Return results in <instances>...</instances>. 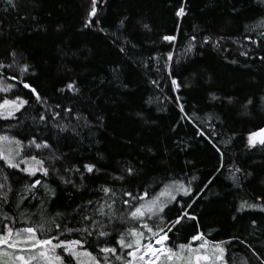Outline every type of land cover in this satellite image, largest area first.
I'll return each instance as SVG.
<instances>
[{"label": "trees", "instance_id": "1", "mask_svg": "<svg viewBox=\"0 0 264 264\" xmlns=\"http://www.w3.org/2000/svg\"><path fill=\"white\" fill-rule=\"evenodd\" d=\"M16 3L11 8L0 0V62L11 63L10 53L15 51L35 72L23 77L24 82L47 97L50 105L61 102L74 112H83L91 126L80 128L76 136L57 135L55 128L41 129L33 118L42 110L30 89L23 88L19 79H9L19 77V72L1 69L2 77L15 87L0 93V101L22 96L31 107L25 105L12 119L0 118V134L20 139L24 154L38 158L47 157V150L28 148V140L34 135L37 142L47 139L59 149L57 155L63 153V166L56 164L61 173L65 167H79L83 172L85 164H95L100 171L84 172L83 187L77 191L60 183L51 169L47 177L41 173L30 177L0 161V182L6 175L13 187L9 204L0 208V220L7 214L15 217L16 227L27 226L20 211L37 212L39 201L23 189L35 179L56 191L44 205L46 211L72 216L82 206L92 211L104 204L108 198L98 191L101 186L114 187L118 197L121 188L135 193L151 187L158 193L172 178L187 184L196 176L192 193L177 197L185 206L195 200L187 211L196 219H185L169 232L167 246L178 250L180 244H199L191 237L202 232L209 241L222 242L227 264H264V211L239 210L243 201L264 204V146L248 143L251 133L264 129V101L260 99L264 97V61L259 59L264 56V42L259 46L251 42L262 39L264 0H100L89 28L84 23L91 0ZM182 4L187 15L180 18L176 11ZM125 17L122 33L130 41L125 46L127 54L119 51L120 40L112 43L111 35H121L117 29ZM145 23L150 31L142 27ZM165 35H175L176 40L165 41ZM192 35L197 37V47L185 53ZM203 36H223L225 41L220 50L201 47ZM243 51L248 56L241 55ZM168 53H172L171 61L166 60ZM73 80L82 98L58 91ZM213 95L218 99H212ZM249 98L253 102L245 108ZM98 116L103 117L102 123L97 122ZM213 128L216 135L209 139ZM199 130L205 135H198ZM129 162L138 169L136 174L123 181L112 179ZM236 167L241 169L235 173L238 182L229 178ZM73 179L80 184L79 175ZM35 191L43 195L40 186ZM21 194L29 198L17 211L11 203ZM89 200L94 205H87ZM116 208L126 211L119 199ZM182 211L172 203L165 209V219H175ZM85 248L96 254L88 244Z\"/></svg>", "mask_w": 264, "mask_h": 264}, {"label": "snow or ice", "instance_id": "2", "mask_svg": "<svg viewBox=\"0 0 264 264\" xmlns=\"http://www.w3.org/2000/svg\"><path fill=\"white\" fill-rule=\"evenodd\" d=\"M100 0H91V10L88 14V19L84 23L85 28L93 26L92 18L97 16V4ZM7 5L11 8H16V0H6ZM187 15L183 4L177 9L176 16L184 17ZM127 19H121L118 25V31L121 32L117 36L115 32L111 33L114 37L112 43L115 45L117 40H120L118 45L121 53H126L125 46L130 43L126 36H123L124 22ZM97 21V25H98ZM142 27L146 30H151L148 24H143ZM105 32L104 29H99ZM108 35L109 33H105ZM261 41L253 40V44L259 46L264 42V32L260 33ZM231 39V38H229ZM163 40L173 42L176 40L175 35H165ZM196 35H192L189 39V44L185 49V53H191L196 47ZM225 37L203 36L200 41V46L208 45L216 50L222 48ZM135 48V45H132ZM243 47V45H242ZM248 51L241 52V55L248 56ZM12 61L9 64L0 62V69H13L19 72V77L13 75L9 79H19L23 88L30 89L34 96V103L40 107L42 111L37 113L34 120H38V126L41 129L55 128L57 135L60 133H68L70 135H79V130L82 127H90V121L83 112H74L73 107L62 105L61 102L49 104L47 97H42L37 92L36 88L24 82L23 77L33 76L35 72L31 70V66L27 61L17 56L15 51L10 53ZM150 59L158 60L159 57ZM173 59L172 53H168L166 60ZM259 59L264 61V56ZM235 63V61H232ZM146 66V65H145ZM116 70L113 69V73ZM3 73H0L2 76ZM171 75V72H169ZM118 79V77H114ZM100 83H103L101 80ZM152 84L159 87L156 80L151 81ZM172 84L178 89L179 84L175 79ZM127 87V85H122ZM15 87L9 84L4 79H0V93H9ZM60 93H70L72 97H81V88L75 80L69 82L64 88L58 90ZM179 100V97H176ZM212 99H218L215 95ZM264 101V97L260 98ZM229 98V103H231ZM252 99L249 98L244 105L247 108L252 104ZM29 105V100L22 96H16L13 99L3 98L0 101V118L12 119L15 114L21 109ZM31 107V105H29ZM180 111L183 112V105H179ZM51 109V111H49ZM139 115V114H138ZM187 116V113H185ZM67 118V119H66ZM66 122L61 124L60 120ZM211 119V117H209ZM98 123H102L103 117H96ZM49 121H52L50 124ZM76 121V123H72ZM198 135H205L203 130L198 131ZM213 128L208 134L211 139L215 136ZM250 147H256L257 144L264 146V129L258 132L251 133L248 140ZM14 145V147H13ZM28 148L37 150H47V157L38 158L36 155H26L25 145L20 139L10 137L9 135L0 134V161H3L8 168L19 170L30 177H36L38 173L43 176L51 174L59 179L64 185H71L77 191L81 190L84 182V172L93 173L100 170L95 164L83 165V172L79 167H65L64 172L56 167L59 162L63 166L61 157L63 153L57 155L58 148H54L47 139L37 142V137L34 135L28 140ZM219 152V148H217ZM221 158L223 153L220 152ZM46 160L48 165L46 166ZM21 165H24L23 167ZM137 168L129 164L123 166V173L119 176H112V179L123 181L126 177L136 174ZM241 172L239 167L229 176L234 182H238V177L235 173ZM73 175H79L80 184L78 185L73 179ZM8 177L3 176V181L0 182V208L9 204V193L13 192L12 185L7 183ZM197 180L196 176H192L187 184L184 180L172 178L167 183H164L163 188L159 192H155L151 187H143L142 190H127L121 188L119 197L117 190L114 187L101 186L98 191L107 197L104 204L98 208H93L89 211L87 206H82L77 209L72 216L57 212L55 215L48 213L44 205L49 198L55 197L56 191L47 183L42 184L40 179H35L30 184L24 186L23 192L31 196V199L39 201V209L35 213H26L20 211L21 217H26L25 223L27 226L16 227L17 221L15 217L7 214L3 215V220H0V264H227L225 261L226 249L222 246V242H213L205 238L204 234L197 233L191 237L192 242L200 241L198 247H193L191 243L180 244L179 250H174V247H168L166 242L169 239L168 233L171 232L177 225L185 219L195 220L196 217L191 215L187 209L191 208L192 203L186 206L178 200V196H189L192 193V182ZM211 183V181H209ZM37 186L43 192V195H38ZM207 187V185H205ZM203 191V190H201ZM29 195L21 194L18 200L12 201L11 206L17 211L21 205L29 198ZM124 205L125 210L117 209L118 203ZM257 197V200H260ZM110 201V202H109ZM179 205L183 211L175 219H165V209L170 204ZM87 205H94L92 200L87 202ZM105 207L108 211H105ZM257 209L264 211V204L250 203L243 201L239 210ZM102 219H98L97 217ZM7 221V223H4ZM255 225V220L252 221ZM71 225V226H70ZM115 233V235H113ZM75 234L78 238H70ZM63 237V238H62ZM238 239V237H234ZM243 243V241H241ZM85 244L93 248L89 251L85 248ZM251 247V245H248ZM119 249V252H118ZM244 264H247L245 261Z\"/></svg>", "mask_w": 264, "mask_h": 264}, {"label": "rangeland", "instance_id": "3", "mask_svg": "<svg viewBox=\"0 0 264 264\" xmlns=\"http://www.w3.org/2000/svg\"><path fill=\"white\" fill-rule=\"evenodd\" d=\"M0 73H2V70L0 69ZM0 79H4V77H2V76H0ZM5 80V79H4ZM13 147H14V145H13ZM22 167L24 166V165H21ZM168 242V241H167ZM167 242H166V245H167ZM198 245L199 244H196V245H192L193 247H198ZM179 250V249H178Z\"/></svg>", "mask_w": 264, "mask_h": 264}]
</instances>
